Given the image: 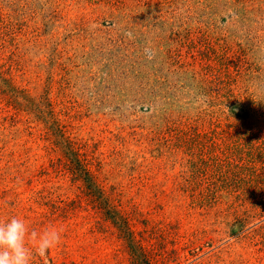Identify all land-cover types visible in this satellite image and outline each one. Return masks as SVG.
<instances>
[{
	"label": "rangeland",
	"instance_id": "1",
	"mask_svg": "<svg viewBox=\"0 0 264 264\" xmlns=\"http://www.w3.org/2000/svg\"><path fill=\"white\" fill-rule=\"evenodd\" d=\"M12 217L31 264H264V0H0Z\"/></svg>",
	"mask_w": 264,
	"mask_h": 264
},
{
	"label": "clouds",
	"instance_id": "2",
	"mask_svg": "<svg viewBox=\"0 0 264 264\" xmlns=\"http://www.w3.org/2000/svg\"><path fill=\"white\" fill-rule=\"evenodd\" d=\"M60 240L61 234L54 228L38 233L29 231L21 218L0 221V264H31L34 255L46 260Z\"/></svg>",
	"mask_w": 264,
	"mask_h": 264
}]
</instances>
